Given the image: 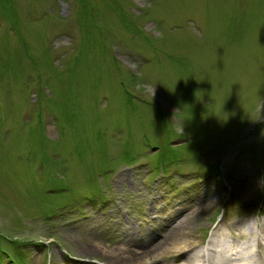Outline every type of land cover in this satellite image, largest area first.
<instances>
[{"label": "rangeland", "instance_id": "1", "mask_svg": "<svg viewBox=\"0 0 264 264\" xmlns=\"http://www.w3.org/2000/svg\"><path fill=\"white\" fill-rule=\"evenodd\" d=\"M263 169L264 0H0V264H112L202 206L183 235L237 250Z\"/></svg>", "mask_w": 264, "mask_h": 264}, {"label": "bare ground", "instance_id": "2", "mask_svg": "<svg viewBox=\"0 0 264 264\" xmlns=\"http://www.w3.org/2000/svg\"><path fill=\"white\" fill-rule=\"evenodd\" d=\"M241 175L246 176L244 173ZM202 207L181 217L176 223H173L176 218L173 215L165 224H160L159 233L165 234L161 239L155 236L151 239H134L131 237L126 241V246L134 245L131 248L122 246L117 249H107L110 262L112 264H157V260L155 263L152 260L147 262L148 251L138 248L151 246L150 252L159 250L161 254L170 253L171 258L182 255L187 262L179 261V264H264V222L256 225L248 223L245 228L238 230V237L241 241L240 244H235L239 248L237 250H233L224 237L219 240L210 238L203 248L197 250L195 247L199 244L196 240L184 236L183 229H186L190 224L192 214L199 215L207 206ZM230 243L232 245V242ZM252 246L256 247L254 257L251 252Z\"/></svg>", "mask_w": 264, "mask_h": 264}]
</instances>
